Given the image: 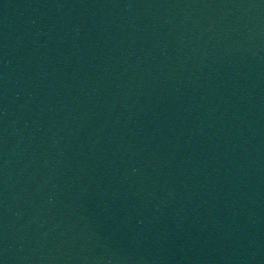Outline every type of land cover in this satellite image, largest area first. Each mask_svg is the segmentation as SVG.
<instances>
[{
    "label": "water",
    "instance_id": "water-1",
    "mask_svg": "<svg viewBox=\"0 0 264 264\" xmlns=\"http://www.w3.org/2000/svg\"><path fill=\"white\" fill-rule=\"evenodd\" d=\"M0 264H264V0H0Z\"/></svg>",
    "mask_w": 264,
    "mask_h": 264
}]
</instances>
